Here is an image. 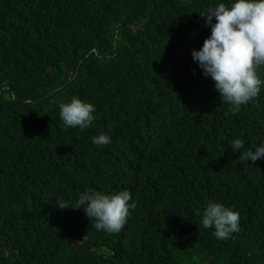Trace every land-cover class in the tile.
<instances>
[{
	"label": "trees",
	"instance_id": "1",
	"mask_svg": "<svg viewBox=\"0 0 264 264\" xmlns=\"http://www.w3.org/2000/svg\"><path fill=\"white\" fill-rule=\"evenodd\" d=\"M234 2L0 0V264H264V158H239L264 141V83L234 116L192 58L200 13ZM73 97L96 107L83 131L60 119ZM87 189L131 193L119 233L57 205ZM208 201L240 230L203 228Z\"/></svg>",
	"mask_w": 264,
	"mask_h": 264
},
{
	"label": "clouds",
	"instance_id": "2",
	"mask_svg": "<svg viewBox=\"0 0 264 264\" xmlns=\"http://www.w3.org/2000/svg\"><path fill=\"white\" fill-rule=\"evenodd\" d=\"M205 23L211 25V35L203 42L202 48L192 51V58L198 61L205 77L215 82V89L225 102L230 104L232 115H237L241 106L258 98L262 81L257 68L264 65V0H235L231 6L219 3L215 7L200 13ZM215 17L216 22L212 23ZM95 105L73 97L69 103L60 105V119L65 127L88 128L96 118ZM58 122L61 121L58 119ZM99 146L111 143V137L100 134L92 138ZM233 152L244 148L242 139L231 142ZM241 152V151H240ZM240 160L253 161L264 158V141L252 149L245 150ZM131 193L127 190L115 194H103L87 189L79 195L75 204L69 206L61 201L57 205L63 208L79 209L83 207L89 220H94L97 230L119 233L130 216V209L136 208ZM196 214L201 215L200 209ZM239 213L221 203L208 201L202 213V226L214 228L213 235L224 240L240 230ZM51 232V225L46 226Z\"/></svg>",
	"mask_w": 264,
	"mask_h": 264
}]
</instances>
